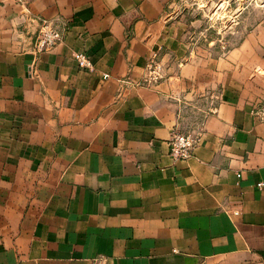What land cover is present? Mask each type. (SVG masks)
Masks as SVG:
<instances>
[{"label":"crops","instance_id":"crops-1","mask_svg":"<svg viewBox=\"0 0 264 264\" xmlns=\"http://www.w3.org/2000/svg\"><path fill=\"white\" fill-rule=\"evenodd\" d=\"M172 4L0 0V264H264V21L199 56ZM154 51L166 75L141 85ZM189 110L202 140L173 160Z\"/></svg>","mask_w":264,"mask_h":264},{"label":"rangeland","instance_id":"rangeland-1","mask_svg":"<svg viewBox=\"0 0 264 264\" xmlns=\"http://www.w3.org/2000/svg\"><path fill=\"white\" fill-rule=\"evenodd\" d=\"M172 3L169 18L178 31H184L185 40L199 56L218 57L264 21V0H172ZM198 120L194 111H185L179 127L188 130Z\"/></svg>","mask_w":264,"mask_h":264},{"label":"built area","instance_id":"built-area-1","mask_svg":"<svg viewBox=\"0 0 264 264\" xmlns=\"http://www.w3.org/2000/svg\"><path fill=\"white\" fill-rule=\"evenodd\" d=\"M37 20V30L31 39L29 48L27 49L36 56L44 51L50 50L55 45L60 43L67 32L66 23L60 16H55L53 18H40ZM74 58L80 68H84L89 71L94 70V65L86 53L77 52L74 54ZM165 70L166 69L162 61L159 59L158 52H152L145 63L144 74L139 84L146 86L157 85L165 77ZM107 77L108 74L103 75V78ZM207 111L215 112V108L211 105ZM202 113L203 114L199 117V120L192 128L188 130H183L180 127L173 129L168 142L169 156L171 159H188L192 155L195 147L201 142L203 136V120L205 117L204 111ZM262 185H264L263 182L258 183V186ZM92 264H107L106 257L99 255L93 259Z\"/></svg>","mask_w":264,"mask_h":264}]
</instances>
